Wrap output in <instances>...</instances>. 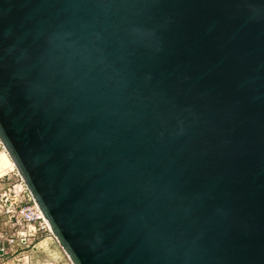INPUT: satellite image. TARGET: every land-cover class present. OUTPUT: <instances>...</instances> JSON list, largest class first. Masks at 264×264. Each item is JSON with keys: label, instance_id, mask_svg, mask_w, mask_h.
I'll return each instance as SVG.
<instances>
[{"label": "water", "instance_id": "1", "mask_svg": "<svg viewBox=\"0 0 264 264\" xmlns=\"http://www.w3.org/2000/svg\"><path fill=\"white\" fill-rule=\"evenodd\" d=\"M0 141L72 264H264V0H0Z\"/></svg>", "mask_w": 264, "mask_h": 264}, {"label": "rangeland", "instance_id": "2", "mask_svg": "<svg viewBox=\"0 0 264 264\" xmlns=\"http://www.w3.org/2000/svg\"><path fill=\"white\" fill-rule=\"evenodd\" d=\"M21 177L17 172L13 162L9 158L3 144L0 141V225L9 228L5 214L6 206L10 199L5 201V197L12 199L21 198L18 185ZM6 193V195H4ZM6 216V218H4ZM32 232V231H31ZM0 255V264H72L66 253L63 251L51 232L38 231L30 237V244L17 252H4Z\"/></svg>", "mask_w": 264, "mask_h": 264}, {"label": "built area", "instance_id": "3", "mask_svg": "<svg viewBox=\"0 0 264 264\" xmlns=\"http://www.w3.org/2000/svg\"><path fill=\"white\" fill-rule=\"evenodd\" d=\"M18 190L21 193L19 202H17L16 198L12 199L9 196L4 199L5 201L10 199L7 204H4L6 206L5 214L10 227L2 229L0 225V243L5 244L0 247V255L4 252L11 251L13 253L19 249L26 248L30 244V237L34 236L38 231L50 232L48 223L34 202L23 180L19 183Z\"/></svg>", "mask_w": 264, "mask_h": 264}, {"label": "crops", "instance_id": "4", "mask_svg": "<svg viewBox=\"0 0 264 264\" xmlns=\"http://www.w3.org/2000/svg\"><path fill=\"white\" fill-rule=\"evenodd\" d=\"M4 218H6V216H5ZM2 229H8V228H5L4 226H2ZM3 244H4V243L1 242V243H0V247H2ZM4 245H5V244H4ZM1 256H4V255L2 254Z\"/></svg>", "mask_w": 264, "mask_h": 264}]
</instances>
